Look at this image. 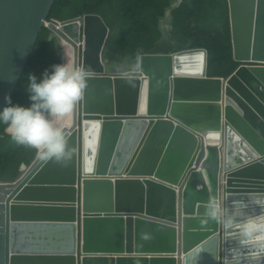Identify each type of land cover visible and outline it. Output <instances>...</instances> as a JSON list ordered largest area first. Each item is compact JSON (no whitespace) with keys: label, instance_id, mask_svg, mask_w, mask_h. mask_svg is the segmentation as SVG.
I'll use <instances>...</instances> for the list:
<instances>
[{"label":"water","instance_id":"95a60500","mask_svg":"<svg viewBox=\"0 0 264 264\" xmlns=\"http://www.w3.org/2000/svg\"><path fill=\"white\" fill-rule=\"evenodd\" d=\"M55 1L0 0V109L44 27L86 70L62 127L71 158L0 181V264H264V247L205 216L210 199L264 215V0H228V78L208 76L204 48L109 75L103 18L48 20Z\"/></svg>","mask_w":264,"mask_h":264},{"label":"trees","instance_id":"16d2710c","mask_svg":"<svg viewBox=\"0 0 264 264\" xmlns=\"http://www.w3.org/2000/svg\"><path fill=\"white\" fill-rule=\"evenodd\" d=\"M100 15L109 27L103 61L109 75H136L142 54L204 48L208 76L228 78L241 63L233 56L228 0H56L48 20L68 21ZM62 40L44 27L12 97L28 105L27 74L38 78L64 62ZM35 148L18 145L0 123V181H16L38 157Z\"/></svg>","mask_w":264,"mask_h":264},{"label":"clouds","instance_id":"9594fccd","mask_svg":"<svg viewBox=\"0 0 264 264\" xmlns=\"http://www.w3.org/2000/svg\"><path fill=\"white\" fill-rule=\"evenodd\" d=\"M85 86L86 70L66 60L46 68L40 78L28 73L26 91L30 103H13L11 97H6L7 104L0 109V123L12 141L35 148L43 158L58 162L70 159L72 151L56 118L73 110ZM254 202L261 203L259 199ZM242 208L241 202L229 207L210 199L205 216L222 222L226 230L235 228L241 245L256 242L264 247V215H249Z\"/></svg>","mask_w":264,"mask_h":264},{"label":"bare ground","instance_id":"6f19581e","mask_svg":"<svg viewBox=\"0 0 264 264\" xmlns=\"http://www.w3.org/2000/svg\"><path fill=\"white\" fill-rule=\"evenodd\" d=\"M82 45L83 44H81L80 46L82 47ZM73 51H74V49H73ZM73 54H74V52H73ZM70 64V63H69ZM71 64H73L74 65V63H71ZM67 116V115H66ZM60 121V120H59ZM58 121V122H59ZM59 124V123H58ZM72 123L70 122V121H68L67 119H64V118H62L61 119V124L59 125L60 127H61V129H62V127H64L65 125L66 126H70ZM187 238V242L189 243V244H191L194 240H195V236H192V235H189V236H187L186 237Z\"/></svg>","mask_w":264,"mask_h":264},{"label":"rangeland","instance_id":"374dc122","mask_svg":"<svg viewBox=\"0 0 264 264\" xmlns=\"http://www.w3.org/2000/svg\"><path fill=\"white\" fill-rule=\"evenodd\" d=\"M65 49H66V51H65V53H66V56H67V62L68 63H74V60L71 62V61H69V58H68V53H69V51H68V49H67V47H65ZM71 50V53L73 54V50L72 49H70ZM67 116H66V119L68 120V121H70L71 123L73 122V115H69V113L68 114H66ZM60 120V121H59ZM59 121V122H58ZM58 121L56 122V123H59L58 125H60L61 124V119L60 118H58Z\"/></svg>","mask_w":264,"mask_h":264}]
</instances>
